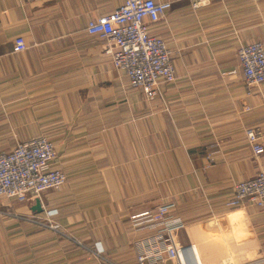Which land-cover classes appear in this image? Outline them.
<instances>
[{
	"label": "crops",
	"instance_id": "crops-1",
	"mask_svg": "<svg viewBox=\"0 0 264 264\" xmlns=\"http://www.w3.org/2000/svg\"><path fill=\"white\" fill-rule=\"evenodd\" d=\"M125 1L0 0V151L45 136L67 176L37 198L42 213L37 199L0 198V264H139L142 250L158 254L147 264H178L162 224L137 232L130 219L168 203L185 225L178 246L192 229L226 231L233 257L264 264V207L227 205L236 184L264 171L247 141L256 127L264 142V84L232 74L241 45L264 44V0H155L171 4L148 25L166 41L176 81L154 100L87 31ZM18 37L27 49L14 53ZM45 217L59 228L37 223Z\"/></svg>",
	"mask_w": 264,
	"mask_h": 264
},
{
	"label": "built area",
	"instance_id": "built-area-1",
	"mask_svg": "<svg viewBox=\"0 0 264 264\" xmlns=\"http://www.w3.org/2000/svg\"><path fill=\"white\" fill-rule=\"evenodd\" d=\"M209 3L210 0H195L193 6L198 8ZM170 7L169 2L126 0L113 13L89 22L87 28L90 35L105 40L114 67L123 71L130 84L141 88L149 100L159 96L162 83L176 81L171 51L165 40L149 32L148 25L149 22L161 20ZM26 49L23 37L13 41L14 53ZM237 53L239 66L232 74L241 73L249 88L264 84V44L258 41L244 44ZM247 141L255 156L264 153L263 136L258 128L247 130ZM208 159L214 161L210 156ZM56 161L55 144L45 136L19 142L9 152L0 151V198L32 203L47 191L60 190L67 183V176L60 169L53 168ZM227 205L229 208H246L248 205L264 207V171L260 170L252 178L236 184L234 196ZM175 210L173 203L162 204L154 210L131 215L130 219L135 223L137 232L146 229L149 220L162 224L161 231L165 235V242L169 244L170 257L177 260L178 264H203L204 256L219 258L220 264H245L229 251L230 238L226 231L203 234L199 229H192L191 244L178 246L174 242V234L184 229L185 225L172 218ZM37 223L52 230L59 228L50 217L37 220ZM101 253L99 251L96 255ZM157 255L142 250L138 255V263L147 264Z\"/></svg>",
	"mask_w": 264,
	"mask_h": 264
},
{
	"label": "water",
	"instance_id": "water-1",
	"mask_svg": "<svg viewBox=\"0 0 264 264\" xmlns=\"http://www.w3.org/2000/svg\"><path fill=\"white\" fill-rule=\"evenodd\" d=\"M32 211L37 212V213L43 212V207H42L41 201L39 199L36 200L34 206L32 207Z\"/></svg>",
	"mask_w": 264,
	"mask_h": 264
},
{
	"label": "rangeland",
	"instance_id": "rangeland-1",
	"mask_svg": "<svg viewBox=\"0 0 264 264\" xmlns=\"http://www.w3.org/2000/svg\"><path fill=\"white\" fill-rule=\"evenodd\" d=\"M57 191V190H56ZM59 191V190H58ZM156 197V196H155Z\"/></svg>",
	"mask_w": 264,
	"mask_h": 264
}]
</instances>
